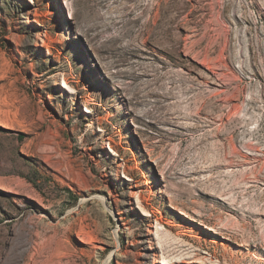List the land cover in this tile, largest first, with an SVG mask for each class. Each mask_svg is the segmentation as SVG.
Returning <instances> with one entry per match:
<instances>
[{"label":"rangeland","instance_id":"1","mask_svg":"<svg viewBox=\"0 0 264 264\" xmlns=\"http://www.w3.org/2000/svg\"><path fill=\"white\" fill-rule=\"evenodd\" d=\"M0 264H264V0H0Z\"/></svg>","mask_w":264,"mask_h":264},{"label":"bare ground","instance_id":"2","mask_svg":"<svg viewBox=\"0 0 264 264\" xmlns=\"http://www.w3.org/2000/svg\"><path fill=\"white\" fill-rule=\"evenodd\" d=\"M159 10V8H158ZM158 13V12H157ZM153 20V19H152ZM173 20H174V17H173ZM172 19H171V22H174ZM144 28V27H143ZM140 32V31H139ZM143 34V33H142ZM146 37V36H145ZM166 44V43H165ZM171 51L170 53L173 54V55H179L180 56V52H181V49H180V45H179V42H175L174 44H171V47H170ZM196 93V92H195ZM202 93V92H201ZM204 101V100H203ZM179 103V102H178ZM181 213L185 214L183 211H181Z\"/></svg>","mask_w":264,"mask_h":264}]
</instances>
